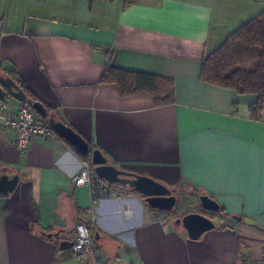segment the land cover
<instances>
[{
    "label": "crops",
    "instance_id": "crops-1",
    "mask_svg": "<svg viewBox=\"0 0 264 264\" xmlns=\"http://www.w3.org/2000/svg\"><path fill=\"white\" fill-rule=\"evenodd\" d=\"M47 1L0 2V77L108 163L197 200L205 193L222 212L193 240L126 186L106 184L110 193L91 204L88 185L72 180L86 162L64 139L36 136L21 154L0 125V174L19 177L0 194V264H81L59 249L78 222L92 224L105 264H264V110L255 118L254 94L200 78L206 53L264 0ZM106 66L171 80L174 101L121 94L102 79ZM13 99L14 109L22 101Z\"/></svg>",
    "mask_w": 264,
    "mask_h": 264
},
{
    "label": "trees",
    "instance_id": "trees-1",
    "mask_svg": "<svg viewBox=\"0 0 264 264\" xmlns=\"http://www.w3.org/2000/svg\"><path fill=\"white\" fill-rule=\"evenodd\" d=\"M200 66L202 80L254 94L256 101L250 113L257 118L259 111L264 110V10L235 27L219 46L205 55ZM102 79L116 82L121 94L149 93L156 104L174 101L171 80L156 75L106 66ZM83 158L87 162L88 157ZM105 192L110 193L108 189Z\"/></svg>",
    "mask_w": 264,
    "mask_h": 264
},
{
    "label": "water",
    "instance_id": "water-1",
    "mask_svg": "<svg viewBox=\"0 0 264 264\" xmlns=\"http://www.w3.org/2000/svg\"><path fill=\"white\" fill-rule=\"evenodd\" d=\"M10 95L19 101L26 102L31 105V108L41 117L46 118L50 129L64 139L77 153L82 156H88L94 171L100 180H103L108 185L118 184L126 186L131 191H135L143 196L146 205L152 209L164 213H170L176 203L177 196L174 192L176 189L169 188L160 181L148 176L129 171L124 168L115 167L108 163L106 155L98 149H92L89 142L84 139L75 129L67 125L63 121L56 119L53 114L48 113L46 106L40 100H34L26 97L24 91L9 77H0V99H4L6 95ZM19 180L18 175L9 176L6 173L0 174V194L7 195L11 193ZM200 206L204 211L220 212L221 207L215 199L205 193L198 196ZM238 221H242L247 225L255 226L262 229L258 222L250 218H242L241 216L232 215ZM176 225H181L186 232V237L196 240L205 232L216 227L214 219L201 212H188L174 220ZM59 232L48 233L47 237H56ZM94 239H97V234H94ZM72 246V242L63 239L59 241V249H67Z\"/></svg>",
    "mask_w": 264,
    "mask_h": 264
},
{
    "label": "built area",
    "instance_id": "built-area-1",
    "mask_svg": "<svg viewBox=\"0 0 264 264\" xmlns=\"http://www.w3.org/2000/svg\"><path fill=\"white\" fill-rule=\"evenodd\" d=\"M0 125L3 129L12 132L13 145L21 154L26 152L28 145L36 136L50 138L55 134L45 121L36 116L31 105L26 102H20L13 109L7 100L0 99ZM92 167L89 158L72 180L78 186L88 185L91 204H96L107 196L105 192L107 187ZM92 228V224L85 222H78L75 225L73 241H71L72 254L81 264H105L103 253L95 245Z\"/></svg>",
    "mask_w": 264,
    "mask_h": 264
},
{
    "label": "rangeland",
    "instance_id": "rangeland-1",
    "mask_svg": "<svg viewBox=\"0 0 264 264\" xmlns=\"http://www.w3.org/2000/svg\"><path fill=\"white\" fill-rule=\"evenodd\" d=\"M6 1L11 3V4H13V0H6ZM51 1H53V0H48L46 3L49 4V3H51ZM0 2L3 3L4 0H0ZM40 5L43 6V4H40ZM10 8L11 7H9V9ZM209 52H212V51H209ZM7 99H8V101H15L13 98H8L7 97ZM123 189H125V188L123 187ZM176 194H177V199L175 200L176 203H175V205L173 207V210L170 213H167V212L164 213L165 215H167V219L169 221H171L172 219H174L176 217H181V216L185 215L188 212H194V211H197L199 209L202 210V208L200 206V202H199V200H197L196 195L193 197L192 195H189L190 194L189 192H185V193H183V192L181 193L180 192V193H176ZM216 213L217 212H214V213L212 212L211 213L214 216V218H213L215 220L214 224L218 223V220L216 219L218 216H217Z\"/></svg>",
    "mask_w": 264,
    "mask_h": 264
},
{
    "label": "flooded vegetation",
    "instance_id": "flooded-vegetation-1",
    "mask_svg": "<svg viewBox=\"0 0 264 264\" xmlns=\"http://www.w3.org/2000/svg\"><path fill=\"white\" fill-rule=\"evenodd\" d=\"M175 194H176V192H174ZM176 196H177V194H176ZM196 212H201V213H203V214H206V215H208L209 217H211V218H214V216L211 214L212 212H208V211H204L203 209L202 210H197ZM214 213V212H213ZM218 213V212H217ZM216 213V214H217Z\"/></svg>",
    "mask_w": 264,
    "mask_h": 264
}]
</instances>
